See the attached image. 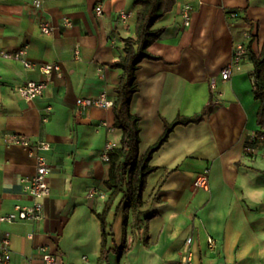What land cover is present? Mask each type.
<instances>
[{
	"label": "crops",
	"instance_id": "crops-1",
	"mask_svg": "<svg viewBox=\"0 0 264 264\" xmlns=\"http://www.w3.org/2000/svg\"><path fill=\"white\" fill-rule=\"evenodd\" d=\"M138 2L0 0V51L26 48L33 63L0 62V238L11 234L8 264H44L42 247L59 253L62 264H98L97 214L111 192L105 184L110 163L102 154L108 143L121 146L123 132L114 126L113 106L88 108L77 100L103 92L116 100L123 70L111 64L124 55V38L136 36ZM185 3L176 0L154 24L163 32L149 51L159 59H144L136 72L131 112L141 118L140 152L163 135L165 120L208 111L200 122L175 126L153 155L157 170L148 177L138 222L131 211L125 227L124 205L110 214L109 245L125 242L126 248L105 264H177L189 237L191 264H264V147L257 151L260 101L250 55L228 80L221 77L236 43L262 51L264 0H192L187 27ZM120 11L129 12L127 22L117 18ZM232 12L241 15L233 18ZM41 20L54 28L51 34L42 31ZM45 62H59L61 75L42 96L22 98L17 88L39 80ZM13 134L52 147L46 153L51 194L40 199L41 218L32 222L1 220L15 204L27 203L22 178L36 170L28 149L11 141ZM92 188L96 194L89 196Z\"/></svg>",
	"mask_w": 264,
	"mask_h": 264
},
{
	"label": "trees",
	"instance_id": "trees-1",
	"mask_svg": "<svg viewBox=\"0 0 264 264\" xmlns=\"http://www.w3.org/2000/svg\"><path fill=\"white\" fill-rule=\"evenodd\" d=\"M139 8L136 23V36L124 38V55L111 64L114 68L123 70L121 81L117 87V98L113 102L115 114L114 126L122 130L121 146L110 149L109 155V178L105 181L111 191L106 200L104 210L97 214L101 221L102 240L101 253L98 264L109 262L112 252L122 254L126 248L124 242L121 246H110L109 240L114 236L113 224L109 219L110 214L116 212L124 205V225L128 224L129 213L132 211L138 222L141 209L145 206L144 193L147 180L157 167L151 164L155 152L168 140L175 126L179 124L197 123L204 119L207 114L206 106L200 114L193 116L179 115L174 121L165 120V131L159 140L151 145L145 153L140 152L141 143V118L131 112V101L133 94L138 91L137 70L144 59H159L154 56L149 47L157 41L163 29L153 28L154 24L170 12L176 0H139ZM250 57L254 63L251 77L254 84L255 98L260 101L257 113L256 138L264 147V44L260 54H257L251 45ZM122 198L115 205V201Z\"/></svg>",
	"mask_w": 264,
	"mask_h": 264
},
{
	"label": "built area",
	"instance_id": "built-area-1",
	"mask_svg": "<svg viewBox=\"0 0 264 264\" xmlns=\"http://www.w3.org/2000/svg\"><path fill=\"white\" fill-rule=\"evenodd\" d=\"M192 0H186L183 6L182 21L183 26L187 27L191 23L192 17ZM95 12L98 16H103L104 10L103 6L99 3L95 7ZM241 14L239 12H232L231 16L233 18L239 17ZM117 18L124 22L129 20V12L120 11L117 14ZM65 23L67 25L71 24V20L65 18ZM42 31L45 34H51L54 30L46 21L41 20ZM250 54V50L244 42H238L235 44L233 49V56L231 62L225 66L221 72V77L223 80H228L233 73L235 68H239L243 60ZM20 60L26 67H33V63L27 58L26 48L10 49L0 51V62L3 60ZM42 71V76L39 80L28 81L17 88L18 93L24 99H36L42 96L52 82L55 75H61L62 66L59 62H45L40 65ZM211 88L213 90V96L216 95V78L211 79ZM218 94H221L220 92ZM219 100V98H218ZM113 100L109 99L105 92L101 93L97 98H79L77 104L79 106L85 107H112ZM219 102V101H218ZM47 121V119H44ZM103 124H106L103 122ZM11 141L15 144H19L28 149L29 154L34 157L36 161L35 173L22 178L23 189L26 194L27 203H17L14 208L8 214L2 216L1 220L5 222L15 223V222H26L34 221L41 218L43 204L40 199L49 196L51 194V187L49 185L48 177L52 173L53 167L48 161L46 153L51 150V144L47 141H37L32 142L31 139L24 134H13L11 136ZM113 145L108 143L103 150V158L105 161H109L108 151L112 149ZM205 177L200 178L199 183L203 184L205 182ZM96 194V189H90L88 191L89 196H94ZM192 238L189 237L186 241L188 249L183 252L177 264H191V257L189 252V247L191 245ZM211 245L214 244L213 239H209ZM44 264H62V257L57 252H51L46 247H42ZM12 258V248H11V234L10 232H5L0 238V262L8 264Z\"/></svg>",
	"mask_w": 264,
	"mask_h": 264
},
{
	"label": "rangeland",
	"instance_id": "rangeland-1",
	"mask_svg": "<svg viewBox=\"0 0 264 264\" xmlns=\"http://www.w3.org/2000/svg\"><path fill=\"white\" fill-rule=\"evenodd\" d=\"M256 146L259 147V150H257L258 152H259L260 150H263V146H261L260 144L258 145V143H256Z\"/></svg>",
	"mask_w": 264,
	"mask_h": 264
}]
</instances>
